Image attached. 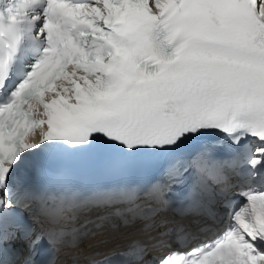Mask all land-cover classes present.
Listing matches in <instances>:
<instances>
[{"label":"snow or ice","instance_id":"obj_1","mask_svg":"<svg viewBox=\"0 0 264 264\" xmlns=\"http://www.w3.org/2000/svg\"><path fill=\"white\" fill-rule=\"evenodd\" d=\"M0 264H264V0H0Z\"/></svg>","mask_w":264,"mask_h":264}]
</instances>
